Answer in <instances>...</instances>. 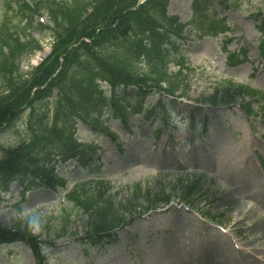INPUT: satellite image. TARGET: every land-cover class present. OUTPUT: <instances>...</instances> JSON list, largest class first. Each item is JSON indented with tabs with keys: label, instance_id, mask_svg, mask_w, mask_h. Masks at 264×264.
<instances>
[{
	"label": "rangeland",
	"instance_id": "rangeland-1",
	"mask_svg": "<svg viewBox=\"0 0 264 264\" xmlns=\"http://www.w3.org/2000/svg\"><path fill=\"white\" fill-rule=\"evenodd\" d=\"M4 2L0 0V20H18L11 7L2 9ZM214 7L229 26L206 16L201 32L179 40L188 60L183 72L188 87H180L174 96L156 90L145 101L153 105L161 96L163 103L170 102L164 110L171 118L168 125L152 116L124 119L96 96L100 90L110 96L107 82L98 79L99 90L80 85L89 71L70 66L69 71L77 72L71 89L80 86L74 97L67 91L61 101L85 113L95 111L112 134L69 115L60 105H50L46 138L55 155L51 164L56 165L57 184L49 186L35 177L9 182L11 177L5 176L21 172L16 161L31 157L30 166L38 161L31 152L38 147L34 132L44 117L42 109L25 111L17 125L0 133V226H28L29 231V236L18 234L0 244V264H264L258 260H264L263 244L249 242L264 231V25L257 15L264 10V0L243 1L239 9L217 2ZM197 12L193 0H169L168 13L178 15L181 23L194 22ZM41 20L48 23V15ZM33 36L43 48L23 60L24 70L51 61V34ZM136 43L135 36L122 38L111 52L122 58L138 55ZM65 47L70 50L72 44ZM66 50L54 57L61 67ZM85 67L90 69L89 64ZM138 67L146 70L143 63ZM170 70L176 72L178 66ZM135 87H130L131 94ZM190 116L192 124L184 121ZM53 127L64 135H52ZM68 135H77V142L65 139ZM91 141L93 153L84 145ZM71 149L80 150L83 161L70 157ZM241 168L244 178L235 180ZM95 182V187H87ZM91 194L98 205L89 209L95 201ZM226 196H234L229 203L246 200L257 206L261 219L253 217L257 224L252 226L239 220L236 210L225 211ZM100 228L108 234L90 232ZM112 236L115 241L108 240ZM199 237L208 241L199 244ZM198 244L207 254L195 248Z\"/></svg>",
	"mask_w": 264,
	"mask_h": 264
},
{
	"label": "trees",
	"instance_id": "trees-1",
	"mask_svg": "<svg viewBox=\"0 0 264 264\" xmlns=\"http://www.w3.org/2000/svg\"><path fill=\"white\" fill-rule=\"evenodd\" d=\"M243 1L247 0H194L196 13L199 11L200 14L190 23L192 28L188 34H193V30L200 31L205 28L206 16L213 17L220 21V24L223 23L221 21L225 22L223 18L217 16L214 2L237 9L241 7ZM7 5L11 7L10 10L15 17L18 16V20L14 21L9 17L0 20V133L17 125L27 110L42 109L44 117L41 121L44 122L46 119L44 124L40 121V128L34 132V135L39 137V143L31 154L38 161L31 166V157L22 162L16 161L15 165H20L21 172L16 175L7 172L5 176L11 177L9 182L35 177L39 182L49 186L57 184L55 164H51L55 161V155L51 154V147L47 145L49 139L46 138L50 105H54L56 109L60 105L69 115L112 134L95 111L85 113L61 101L67 91L74 97L73 93L82 84L99 90L101 86L97 80L103 79L110 87V96L101 90L96 96L106 103L109 102L121 117L128 120L135 115L146 118L152 114L153 116L162 114L170 102L163 103L161 96L155 104H145L148 96L156 90L174 96L180 87L183 88L184 85L188 87L187 75L183 72L189 66L186 64L182 44L179 42L186 37L184 25L178 16L167 12L169 0H145L142 4H139V0H5L2 3L4 11L9 10ZM206 10H211L210 14ZM43 14L48 15V23L40 21ZM257 15L260 23L264 25L261 12ZM47 31L54 39L53 52L49 56L50 63L47 65L46 62H41L24 70L23 60L31 58L43 48L41 41L33 34ZM131 36L137 37L136 44L140 50L138 55H125L122 58L117 52H111L112 46L120 39L128 40ZM70 44L72 47L66 50L65 46ZM60 49L66 50L67 53V60L62 67L54 60L62 51ZM108 54L111 56L110 59L106 58ZM141 63L146 65L145 71L138 67ZM86 64L90 65V69H86ZM175 64L178 66L176 72L170 70V66ZM70 66L77 67V70L89 71V74L83 75L80 85L74 89H71V85L74 84L72 80L75 77L73 76L75 70L69 71ZM131 86L137 88L133 94L129 91ZM71 104L76 105L74 102ZM93 107H96L94 110H99L96 105ZM51 131L52 135L58 138L65 133L59 132L56 127ZM65 139L71 143L77 142L76 135H68ZM85 147L91 153L94 152L93 145ZM69 154L70 157L83 161V153L80 150L71 149ZM63 156L66 157L64 154ZM87 163L85 161L84 164ZM91 185L95 187L96 182L89 183L87 187ZM88 196L95 199L94 203L88 206L92 209L98 203L94 195ZM98 208L104 209L101 206ZM25 228L11 230L0 226V244L6 243L18 234L22 235V238L29 236V231ZM107 230L100 228L90 232L95 236Z\"/></svg>",
	"mask_w": 264,
	"mask_h": 264
},
{
	"label": "bare ground",
	"instance_id": "bare-ground-1",
	"mask_svg": "<svg viewBox=\"0 0 264 264\" xmlns=\"http://www.w3.org/2000/svg\"><path fill=\"white\" fill-rule=\"evenodd\" d=\"M243 168H241V170H236L237 172H239V177H236V176H233V177H236V179L235 180H240L241 178H244V173H242L243 171ZM229 176V174L226 176V177H228ZM252 177L253 178H256V175L255 174H253L252 175ZM251 180H249V178L247 177L246 178V182L247 183H249ZM234 197V196H233ZM233 197H230V196H226V198H227V203L229 204V206H228V208H226V209H224L225 211H230V210H236V212H237V215L239 216L238 218H239V220H248V221H250V223H251V225L253 226V225H256L257 224V221L256 220H260L261 219V216H262V212H261V210L260 209H258V207L257 206H249L248 204H249V202L248 201H246V200H240V201H238V202H236L234 199H233V202L232 203H229L230 201H232V198ZM245 210H246V213H245ZM248 213V214H247ZM253 217H255L256 218V220H254L253 219ZM181 225H182V223H181ZM205 236V235H204ZM197 241L198 240H202V242H200L199 244H202L203 242H207L208 240L206 239V238H202V237H199L198 239H196ZM257 240H260V242L263 244V249H264V231H262V233L260 234V235H258V236H255V235H253L250 239H249V242L250 243H253V242H255V241H257ZM197 241H195V242H197ZM198 243V242H197ZM233 243V246H235V248L236 249H239V247L236 245V243H234V242H232ZM197 245V246H195V248H201V250L202 249H204V248H202L200 245ZM226 249H228V250H230L231 251V249L232 248H226ZM193 250H194V248H193ZM193 252V251H192ZM201 253H206L207 254V251L206 250H202L201 251ZM202 258H204V260H205V256H203L202 255ZM201 258V259H202ZM249 258H253L252 256L251 257H249ZM201 259L199 260V261H201ZM258 260H260V261H264L263 259H261V258H259Z\"/></svg>",
	"mask_w": 264,
	"mask_h": 264
}]
</instances>
